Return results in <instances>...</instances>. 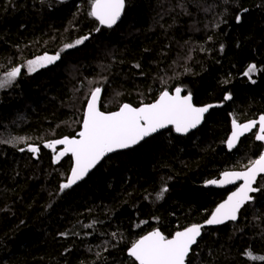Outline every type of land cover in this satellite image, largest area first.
Returning <instances> with one entry per match:
<instances>
[{
	"label": "trees",
	"instance_id": "1",
	"mask_svg": "<svg viewBox=\"0 0 264 264\" xmlns=\"http://www.w3.org/2000/svg\"><path fill=\"white\" fill-rule=\"evenodd\" d=\"M91 2L0 0V77L22 67L0 89V264H136L132 243L205 222L233 191L206 182L245 170L264 150L256 131L226 148L231 115L239 123L264 115V0H125L111 28L89 15ZM57 53L52 66L26 71L27 61ZM251 64L253 79L243 75ZM96 87L104 112L176 87L197 106L225 105L190 135L162 132L61 191L72 158L54 162L42 145L77 136ZM29 145L41 147L38 158ZM257 187L237 222L204 231L187 264H264L247 255L264 257V180Z\"/></svg>",
	"mask_w": 264,
	"mask_h": 264
},
{
	"label": "snow or ice",
	"instance_id": "2",
	"mask_svg": "<svg viewBox=\"0 0 264 264\" xmlns=\"http://www.w3.org/2000/svg\"><path fill=\"white\" fill-rule=\"evenodd\" d=\"M124 8L125 0H92L89 15L94 17L100 25L111 28L121 18ZM237 21L239 22V17H237ZM87 39L88 36L79 38L74 43L64 45V48H74ZM59 58V53L51 56L45 54L27 61L24 67L29 74H32L38 69L55 63ZM21 72V66L13 67L7 71L3 77H0V89L15 82ZM256 72L257 66L251 64L243 75L251 79ZM101 91L100 87H96L90 92L78 139L64 137L44 145L53 151L56 150L57 145L64 146L55 157L54 162H58L61 157L69 153L74 158L71 175L65 183L60 185L61 191L83 179L88 171L107 154L129 149L161 129L172 126L176 133H188L201 123L204 114L212 107V105L195 106L192 102V94L189 92L186 95H181L183 89L176 87L174 94H170L167 90L161 91L153 103L143 104L140 107L123 104L118 111L104 112L100 110L98 104ZM230 98V95L225 96L226 100ZM257 125L258 131L255 133V139L264 142V115H261L258 121L252 120L242 124L233 119L232 132L227 139L228 148H234L240 137ZM22 140L23 138H20V141L17 142ZM20 150L24 151L23 148ZM27 150L37 153L39 148L29 145ZM258 177L264 180V152L257 159L251 160L245 170L225 171L221 179L207 181L208 184L221 186L233 184L236 181H242V183L228 196L227 200L216 207L205 223L217 225L226 221H235L240 209L252 200L250 193L261 190L254 187ZM166 191L167 187H164L159 196L162 197ZM85 227H91V225ZM202 227L203 225L193 224L182 231H177L171 238L166 237L159 230H153L132 243L128 249V255L134 259L136 264H186V258L192 246L197 242V237L201 235ZM247 255L252 260L264 261V257L255 256L251 251Z\"/></svg>",
	"mask_w": 264,
	"mask_h": 264
},
{
	"label": "water",
	"instance_id": "3",
	"mask_svg": "<svg viewBox=\"0 0 264 264\" xmlns=\"http://www.w3.org/2000/svg\"><path fill=\"white\" fill-rule=\"evenodd\" d=\"M124 12H125V8H124V11H123V13H122V15H121V18L117 21V23L115 24V25H113L112 27H114V26H116L117 24H119L120 22H121V20H122V18H123V15H124ZM182 89H183V91H182V93H181V95H186V94H188L189 92H187L186 91V89L185 88H183V87H181ZM102 89V88H101ZM170 94H174V91L173 92H169ZM192 94V93H191ZM102 97H103V90L101 91V94H100V99H99V101H98V104H99V107H100V110L102 111V109H101V101H102ZM192 97H193V100H192V102H193V104L195 105V103H194V96H193V94H192ZM90 99V98H89ZM225 101L227 102V101H229V99H225ZM128 104V103H127ZM129 105H131V104H129ZM208 105H212V107L211 108H209V110H208V112H206L205 114H204V117H203V119H202V121H201V123L196 127V128H194V129H191L188 133H186V134H180V133H176L175 132V130H174V127H172V126H169L168 128H166V129H161V130H159L157 133H154V134H152L151 136H149V137H146L143 141H141L139 144H137V145H135V146H133V147H131V148H129V149H123V150H117V151H115V152H112V153H109V154H107L106 156H104L97 164H96V166L95 167H93V168H91L89 171H88V173L83 177V179H81V180H79V181H77V183H75L74 185H72L70 188H68V189H73V188H76L78 185H80L86 178H88L107 158H109V157H111L112 155H115V154H117V153H120V152H125V151H129V150H132V149H134V148H136V147H138L139 145H141L143 142H145V141H147L148 139H150V138H152L153 136H156V135H158V134H160V133H162V132H165V131H167V130H172L176 135H178V136H188V135H190L191 133H193V132H195V131H197L200 127H202L203 126V124H204V122H205V119H206V117H207V115H209V113L212 111V110H216V109H220V108H222V107H224V105H225V102H222L221 104L219 103H213V104H207V105H204V106H208ZM131 106H133V105H131ZM142 106V105H141ZM195 106H197V105H195ZM87 107V106H86ZM133 107H135V106H133ZM140 107V106H139ZM197 107H201V106H197ZM85 111H86V109H85ZM118 111V110H117ZM261 116V115H260ZM259 116V117H260ZM259 117L257 118V119H254V120H259ZM234 119V117L231 115V132H232V120ZM252 121V120H251ZM247 122H249V121H247ZM247 122H244V123H247ZM239 123V122H238ZM242 124V123H241ZM81 130H82V125H81ZM80 130V131H81ZM257 132L258 131V125H257V127H255V128H253L250 132H248V133H246L245 135H243L242 137H240V139H239V141L237 142V144H236V146L234 147V148H232V149H229L228 148V146H227V143H226V148H227V151L228 152H230V153H232V152H234L237 148H238V146H239V144H240V142L242 141V139H244L245 137H247V136H249V135H251L252 133H254V132ZM230 135H231V133H230ZM229 135V136H230ZM68 138H70V137H68ZM73 138H79L78 137V134H77V136L76 137H73ZM257 141V140H256ZM257 142H259V143H262L263 144V146H264V142H261V141H257ZM46 143H48V142H46ZM46 143H44L42 146L44 147V145L46 144ZM36 147H38L39 148V151L37 152V153H33V152H31V153H33L34 154V157L35 158H38V155H39V153H40V149H41V147L40 146H36ZM63 145H57L56 146V150L55 151H53L52 149H50V148H46V147H44V148H46V149H49V150H51L52 152H56L57 153V155H58V153L60 152V151H62V149H63ZM28 149V147L26 148V151H28L27 150ZM28 152H30V151H28ZM263 152H264V150H263ZM65 156H70L71 158H72V167L74 166V158L71 156V153H69V154H67V155H65ZM72 167H71V169H72ZM71 175V170H70V173H69V176ZM68 176V177H69ZM222 178V176L219 178V179H221ZM219 179H217V180H219ZM259 180H260V178L258 177V179H257V183L254 185V187H257V185H258V182H259ZM242 183V181H236L235 183H233V184H225V185H223V186H221V185H219V184H208V183H206L205 184V188H209V189H218V190H226V189H231V188H233V191H231L230 193H229V195L232 193V192H234L236 189H237V187L240 185ZM259 193V191L258 192H254V193H250V195L252 196V200H250L249 202H247L241 209H240V211H239V213H238V215H237V219L235 220V221H226L225 223H223V224H217V225H207L205 222H203V223H201V224H198V225H203V227L201 228V235L199 236V237H197V242L192 246V248H191V250H190V253H189V255H188V257L186 258V264H187V261H188V258L190 257V255H191V253H192V250L196 247V245L198 244V242H199V240L202 238V236H203V233H204V231L206 230V229H209V228H217V227H221V226H225V225H227V224H230V223H235V222H237L238 221V219H239V215H240V213L242 212V210L247 206V205H249V204H251V203H253L254 202V200H255V196L257 195ZM228 195V196H229ZM228 196H227V198H228ZM227 198L225 199V200H227ZM224 200V201H225ZM224 201H222L221 203H223ZM220 203V204H221ZM216 209V208H215ZM214 209V210H215ZM214 212V211H213ZM210 218V217H209ZM160 231V230H159ZM182 231V230H181ZM162 233V232H161ZM163 234V233H162ZM127 255H128V252H127ZM129 256V255H128ZM130 257V256H129ZM130 258H132V257H130ZM133 259V258H132Z\"/></svg>",
	"mask_w": 264,
	"mask_h": 264
},
{
	"label": "rangeland",
	"instance_id": "4",
	"mask_svg": "<svg viewBox=\"0 0 264 264\" xmlns=\"http://www.w3.org/2000/svg\"><path fill=\"white\" fill-rule=\"evenodd\" d=\"M85 41H86V40H85ZM79 46H81V45H78V46H76V47H74V48H71V49H64V51H63L62 53H65V52H67V51L73 50V49H75V48H77V47H79ZM61 56H62V55H60V57H61ZM35 59H36V58H35ZM58 60H59V59H58ZM58 60H57V61H58ZM57 61H56V62H57ZM56 62H55V63H56ZM53 64H54V63H53ZM53 64H52V65H53ZM52 65H51V66H52ZM39 70H40V69H38L37 71H39ZM257 73H258V70H257L256 73H254V74L252 75L251 79H253V77H254L255 75H257ZM17 79H18V78H17ZM13 83H15V82H13ZM13 83H12V84H13ZM12 84H11V85H12ZM7 87H8V86H7ZM183 88H185L188 92H190V91L188 90V88H186V87H183Z\"/></svg>",
	"mask_w": 264,
	"mask_h": 264
},
{
	"label": "flooded vegetation",
	"instance_id": "5",
	"mask_svg": "<svg viewBox=\"0 0 264 264\" xmlns=\"http://www.w3.org/2000/svg\"><path fill=\"white\" fill-rule=\"evenodd\" d=\"M51 65H52V64H51ZM51 65H48V66H51ZM48 66H47V67H48ZM47 67H45V68H47ZM41 69H44V68H41ZM41 69H40V70H41ZM186 91H187V90H186Z\"/></svg>",
	"mask_w": 264,
	"mask_h": 264
}]
</instances>
